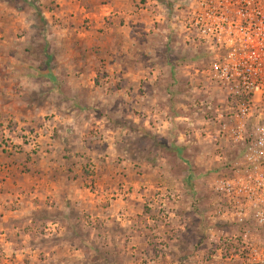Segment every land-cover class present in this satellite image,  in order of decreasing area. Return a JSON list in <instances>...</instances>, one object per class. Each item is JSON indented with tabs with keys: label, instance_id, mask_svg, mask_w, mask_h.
<instances>
[{
	"label": "rangeland",
	"instance_id": "374dc122",
	"mask_svg": "<svg viewBox=\"0 0 264 264\" xmlns=\"http://www.w3.org/2000/svg\"><path fill=\"white\" fill-rule=\"evenodd\" d=\"M191 1L0 0V264H247Z\"/></svg>",
	"mask_w": 264,
	"mask_h": 264
},
{
	"label": "built area",
	"instance_id": "2783aa9c",
	"mask_svg": "<svg viewBox=\"0 0 264 264\" xmlns=\"http://www.w3.org/2000/svg\"><path fill=\"white\" fill-rule=\"evenodd\" d=\"M186 17L205 49L202 74L234 122L222 132L240 144L237 169L216 182V207L239 226L244 263L264 264V0H192Z\"/></svg>",
	"mask_w": 264,
	"mask_h": 264
},
{
	"label": "crops",
	"instance_id": "0c3cea01",
	"mask_svg": "<svg viewBox=\"0 0 264 264\" xmlns=\"http://www.w3.org/2000/svg\"><path fill=\"white\" fill-rule=\"evenodd\" d=\"M105 1H107V3L100 4V6L97 9V12L90 11L87 14H91V15H97L98 14L101 16H105L107 14H110V12H111V14L117 13L118 11H116L115 9H117L119 7V5H121V3H122V0H105ZM108 6H109L110 11H107ZM132 11L133 10L131 9L130 12H132ZM124 13H126V16H132L133 15V14L128 15L127 9H126V12H124ZM78 34H80V33H78Z\"/></svg>",
	"mask_w": 264,
	"mask_h": 264
}]
</instances>
